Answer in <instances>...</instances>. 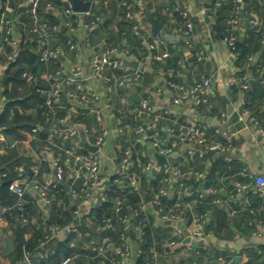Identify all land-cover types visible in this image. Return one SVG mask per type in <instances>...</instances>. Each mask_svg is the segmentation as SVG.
Returning <instances> with one entry per match:
<instances>
[{
    "label": "crops",
    "instance_id": "1",
    "mask_svg": "<svg viewBox=\"0 0 264 264\" xmlns=\"http://www.w3.org/2000/svg\"><path fill=\"white\" fill-rule=\"evenodd\" d=\"M50 1L54 8H42L40 16L51 30L57 27L56 43L60 28L68 30V36L74 37L75 43L81 45L77 51L67 49L64 59H60L62 67L67 68V73L81 67L83 73L89 76L92 54L104 53L114 46L128 48L132 54L136 51L128 61L139 63L138 69L143 72L141 81L131 87L119 89L115 110L107 108L105 103L99 105L108 118L111 134L102 149V179L97 189L98 194L106 193L114 185L121 162L129 154L132 160L130 173L136 176L139 184L128 194L136 192L140 201L144 198L148 203L143 213L145 227L139 228L140 231L145 230L146 235L143 238L139 236L137 220L133 222L131 229L135 254L140 246L144 250L141 258L133 257L132 264H264V237L257 238L254 235L259 229L257 220L264 218V200L256 192L255 181L243 175L244 170H248L255 176L264 177V136L260 132L264 130V0H243L239 5L241 21L236 28L233 25L238 6L235 0L230 14L223 10L217 13L228 0H224L220 6H216L220 0H142L133 9L134 20L130 22V27L123 28L118 23L123 20L124 16L121 14L117 22L109 24L106 20L103 27L94 33L86 32L80 22L78 29L67 27L63 11L70 3L67 0ZM26 2L27 0H9L2 7L9 8V16L14 21L15 34L21 46L31 42L34 47L29 48L30 52L38 53L40 45L35 40L31 41L21 26V23H27V17L30 18L26 12ZM111 4L118 8L120 6L119 0H100L93 11L102 5L103 15L109 13L112 16ZM162 4L188 12L195 26L194 32L184 38L179 36L175 31L176 25L170 23L173 19L178 20L177 14L164 11ZM148 12L162 24L164 31L175 36L174 41L169 40L163 48H149L152 44L150 37L155 34L152 25L145 22ZM13 13L15 16L12 19ZM85 19L88 21L89 18ZM254 19L262 23L261 31L251 25ZM215 28H223L226 33L221 34ZM227 35H235L241 42H250L251 53L241 57L242 54L232 51L225 42ZM166 49L170 52L169 57L163 61L153 59L166 52ZM8 52H11L10 48L4 53L0 52V58H4ZM133 71L135 69L128 67L124 73ZM243 76L249 78L250 89L247 91L241 86ZM203 78H211L214 84L209 104L194 108L187 102H175L177 93L170 87L171 82L191 87ZM86 86L98 92L104 90L103 84L96 79L87 81ZM135 95L141 101H134ZM145 104L150 111L144 108ZM32 114H36L35 110ZM223 114L227 115L225 129L236 134L232 149L226 155L218 152H206L203 158L189 155V146L178 138L182 128L189 123L198 122L212 133L221 124ZM73 118L79 120L81 117ZM140 125L152 126L167 140V145L173 148L174 153L166 157L165 162L158 160L160 155L151 148L144 136L136 134L135 130ZM169 128L175 130L174 136L168 134ZM120 129L124 132L119 133ZM28 141L30 139L25 143H12L9 146L0 140V152L7 154L6 148H16L19 156L26 160V165L32 168L39 164L41 153L40 147L30 146ZM226 158H230V162ZM148 164L153 165L151 173L145 171ZM170 167L182 168L186 174V191L182 195L177 191L178 180L164 182V171ZM53 174L52 167L44 165L40 179L45 182ZM242 184H249L251 189L237 196L235 189ZM192 190L195 191V200L188 198ZM212 191H216V194ZM64 193L65 196L60 198L56 207L63 212L69 209L72 202L66 188ZM201 193L206 197L205 202L204 197L199 198ZM157 195L165 197L164 205L168 210L179 214L180 221L173 224L162 222L158 208L152 202ZM119 199L115 201L114 218ZM216 199H220L222 204H214ZM36 200L40 211L41 199L36 196ZM122 201L124 205L125 202H130L125 198ZM199 203L206 209L204 215L199 214L196 208ZM252 211L256 214L253 215ZM52 213L53 210L50 216ZM199 216L206 219L204 226L199 225ZM87 224L92 231L77 235L72 247L79 248L80 251L75 254L79 255L84 264H103L101 259H96V251L88 242L91 238L100 242L106 240L113 250L117 245V230L102 228L103 224L95 221ZM176 226L183 227L185 235L176 236ZM12 232L9 224L3 244L5 252L7 239L11 240L15 251ZM186 232L191 234L189 242ZM196 232H202V237H195ZM29 237L28 235L27 238ZM64 239L66 238H60ZM172 240L177 242L175 247L170 245ZM13 253L6 252V264L15 263L9 258ZM36 259L39 263L38 257Z\"/></svg>",
    "mask_w": 264,
    "mask_h": 264
},
{
    "label": "built area",
    "instance_id": "2",
    "mask_svg": "<svg viewBox=\"0 0 264 264\" xmlns=\"http://www.w3.org/2000/svg\"><path fill=\"white\" fill-rule=\"evenodd\" d=\"M84 1L87 2L89 0ZM242 1L235 0L238 5L233 20L235 28L241 21L239 5ZM142 2V0H138V4ZM223 2L224 0H220L216 6L222 5ZM3 3L8 4L9 0H0V52L4 53L7 48H10L11 52L6 53L4 58H0V117L8 103L2 87V77L4 75L2 73L16 61L21 52V42L16 37L14 21L10 19L9 8L2 7ZM99 4L100 0H92L91 9L87 13H77L69 4L63 11L65 25L70 29H75L76 24L83 19V29L86 32H97L103 27L107 19L103 14L98 15L93 11L94 7ZM120 6L128 8L125 18L129 22H133L134 12L129 2L124 1ZM25 8L30 15L31 21L28 24L21 23V26L23 31L30 36L31 41L35 40L40 45L38 62L43 66L41 78L47 84V87L39 90L43 98V102L38 109L42 120L33 128L32 136L30 141H28V145L40 147L41 159L38 165L30 168V173L24 165H17L14 168V171L22 179L11 186V191L17 197L15 205L12 207H0V264H6V252L3 244L9 225L8 216L16 209L23 210L27 202L26 197L29 194L34 198L37 196L41 199L40 213H42L46 231L41 246L60 240L61 237L67 238L71 234L80 235V227L84 223L93 221V218L90 217V212L108 202V194L105 192L98 194L97 191L102 179V149L111 134L108 118L99 105L105 103L107 108L116 109L119 89L131 87L141 81L143 77V72L139 69L132 73H124V70L128 68L125 60L132 58L133 54L128 48L115 46L104 53L97 52L92 54L90 59L91 74L89 76L83 73L81 67L74 68L70 74L67 73V68L65 67L54 68L53 62L60 61L61 57L65 56L67 49L77 51L81 48V45L76 44L72 40L67 43L66 48L58 46L56 43L55 30H57V27L51 30L40 16L42 8H54L52 1L27 0ZM162 9L166 12L179 14L182 17V21L177 19L170 21L171 24L174 23L176 25L175 31L179 36L184 38L194 32L195 26L188 12L179 7L172 8L170 5H162ZM85 18H89V21L87 22ZM251 25L258 31L262 30V23L258 19L252 20ZM150 39L152 41L149 47L151 50L163 48L169 43V40L161 34L154 35ZM262 39L264 40V32H262ZM225 42L232 51H236L238 38L235 35L226 36ZM166 50V52L155 56L153 59L155 61H163L169 57L170 52L168 49ZM24 78L29 83L38 80L35 74L29 72L24 73ZM91 79L101 82L104 90L98 92L88 88L86 82ZM249 83L248 76H243L241 86L244 90L250 89ZM170 87L177 93L176 103L187 102L194 108H199L209 104L214 84L211 78H203L191 87L172 82ZM64 98L66 102L63 101ZM144 108L150 111L148 105L145 104ZM35 112L37 113L36 110ZM73 116H80L81 118L78 120L73 118ZM226 117V114L221 116V124L212 133H209L207 128L198 122H192L184 126L178 138L189 146L187 153L189 155H198L200 158H203L206 152H218L226 155L232 149L236 138L235 133L225 129ZM253 121H255L254 118ZM5 131L6 128L0 126V140L3 142L7 141ZM123 132V129L119 130V133ZM135 132L141 137L144 136L145 140L151 144V148L158 155L168 157L174 153L173 148L167 145V140L152 126L140 125ZM260 132L264 136V130H260ZM174 133V129H168L170 136H174ZM25 142L23 141L22 143ZM85 143L98 148V151H90L85 147ZM226 160L230 162V158H226ZM44 165H50L54 170V174L48 180L42 182L40 178ZM131 165V156L126 154L115 178L116 186L125 193L133 191L139 184L136 176L130 173ZM152 169L153 165L148 164L145 171L151 173ZM8 173L9 171L2 176L4 177ZM164 174L165 183H172L173 180H178L177 191L179 195L186 191V174L182 168L170 167L164 171ZM243 175L255 181L256 192L264 200V177L255 176L248 170H244ZM64 183L70 185V190L67 191V194L72 199L68 209L72 211V223L63 227L48 225L47 222L53 208L57 207L58 201L61 200L59 195L65 191ZM250 189L251 186L249 184H242L236 187L235 192L238 196L248 192ZM110 190L111 188H108L106 192ZM212 192L216 194V191ZM203 196L204 193L199 194V198L202 199ZM152 202L158 208L162 222L173 224L181 220L179 214L167 209L163 203L162 195H157ZM214 204L221 205L222 202L220 199H216ZM178 205L180 206V204ZM147 206L148 203L142 198L135 209L130 207V211L125 213L126 206L122 199H119L115 219L106 218L103 220L102 225V228H108L111 231H116L119 224L122 226V229L117 234V245L111 250L106 240L100 242L91 238L88 244L95 249L96 259H101L104 262L103 264H132L134 256L141 258L144 255V250L141 246L135 254L131 229L135 220H137L138 229H144L145 219L143 218V213L146 211ZM189 206L191 207L192 205L189 204ZM252 214L255 215L256 213L252 211ZM21 218L24 223L28 222V217L25 214H22ZM197 221L200 226H204L207 223L203 216H199ZM256 225L259 229L254 235L257 238H263L264 218L257 220ZM145 235L146 231H140L139 229V236L143 238ZM175 235H185L184 228L176 226ZM202 235V232L195 233V237L198 238L202 237ZM170 245L175 247L177 242L172 240ZM79 259V255L74 254L64 258L60 264H79ZM34 260H37L35 256L25 252L24 256L14 264H33Z\"/></svg>",
    "mask_w": 264,
    "mask_h": 264
},
{
    "label": "trees",
    "instance_id": "3",
    "mask_svg": "<svg viewBox=\"0 0 264 264\" xmlns=\"http://www.w3.org/2000/svg\"><path fill=\"white\" fill-rule=\"evenodd\" d=\"M124 1L129 2L132 10L139 5L138 0H119L120 4ZM224 4L223 7L219 8L217 13L223 10L230 14L233 8V0H228V2L225 5ZM102 8L103 6L100 5L96 8L97 12H95L97 14L102 13ZM111 9L113 13L112 16L109 13L106 14V16L104 15L109 24L117 22L118 17L122 14V16H124L123 20L118 23L121 24V27L123 28L130 27V22L125 18L128 10L127 7L119 6L118 8L117 6H113ZM177 16L178 20L182 21V17L178 14ZM25 21L30 23L31 18L27 17ZM78 24L79 23L76 24L75 29L79 28ZM67 31H63L59 28V31L57 32L58 46H64L66 48L67 43L72 39L74 40V37L68 36ZM215 31H218L221 34L222 32L223 34L226 33V30L223 28H215ZM136 38L138 37L136 36ZM250 38H252V35H250ZM249 43L250 42H241L240 40L237 42L236 51L242 54L241 57H245L251 53ZM30 47H34V44L31 42L25 46H21L22 51L18 58L4 72L2 77L4 96L8 100V103L0 117V126L6 128L5 134L7 142L5 143H8L9 146L12 143H22L23 141L30 139L33 128L42 120V116L38 109L40 104L43 102V98L39 90L43 87H47V84L41 78V75H39V71L42 70L43 66L38 62V53L30 52ZM133 54H136V51H133ZM62 66L63 63L61 61L53 62L54 68L60 69ZM25 72L35 74V76L38 77V80L36 82L29 83L24 78ZM34 110L37 111L35 115L32 114V111ZM1 147L2 145L0 144V149ZM6 150L7 154H1L0 152V207H12L16 203L17 197L16 194L11 191V186L13 183L21 181L22 178L14 171L15 166L24 165L26 166V169H28V172H31L30 168L25 165L26 160L19 156L16 148L9 147L6 148ZM8 171L9 173L3 177L2 175ZM110 188L111 190L106 192L108 194V202L90 212V217L93 218V221L100 225L103 224V220L106 218L115 219V201L117 199L120 198L124 200L125 198L130 201L129 207L132 209H135L140 203V198L135 194L136 192L133 195H129L119 189L115 183ZM189 193L191 196L188 198L195 200V191L192 190ZM61 195L65 196V193H61L59 195L60 198L62 197ZM203 197L205 202V195ZM164 199L165 197H163V200ZM26 201L27 202L25 203L23 210L16 209L11 212L10 216H8V222L13 230L11 239L15 245V251L12 256H9V258L16 262L24 256L25 252H29L36 258L38 257V264H60L64 258L74 255L76 252L80 251L79 248L76 249L72 247V242L77 237L76 233L69 235L64 240H55L46 246H41V242L44 240V236L46 234L42 213H39L40 211L37 200L31 196V194L26 197ZM196 208L199 211V214L204 215L206 210L205 207L201 206L199 203ZM129 211L130 209L125 207V213ZM22 214H25L28 217L27 223L23 222L21 218ZM72 220L73 216L71 210L63 212L59 208L55 207L53 208V213L49 217L47 224L63 227L71 224ZM88 227V224L84 223L79 229L80 233L85 234L87 231H92ZM121 229L122 226L120 224L117 225V234ZM28 235L30 236L29 238H27ZM53 252L54 254H52ZM78 263L84 264V261L79 259Z\"/></svg>",
    "mask_w": 264,
    "mask_h": 264
},
{
    "label": "water",
    "instance_id": "4",
    "mask_svg": "<svg viewBox=\"0 0 264 264\" xmlns=\"http://www.w3.org/2000/svg\"><path fill=\"white\" fill-rule=\"evenodd\" d=\"M67 1L71 4V6L73 7V10L75 12H77V13H87L91 9L92 0H89L87 2H85L83 0H67ZM14 16H15V14L13 13L11 15V18L13 19ZM242 17H244V14H242ZM145 22L150 23L152 25L153 33L155 35L161 34L166 39H168L170 41H174L175 36H173L171 34H168L166 31H164L162 24L158 20H156L155 18H153L151 16V12H148L147 13V17L145 19ZM80 23H81L80 25L83 26L84 25V20L81 19ZM63 59L64 58L61 57V60H63ZM125 64L128 67L133 68L135 70L138 69V67H139V63H137V62H131V61H128V60H125ZM39 73H40V71H39ZM133 100L134 101H141V98H139V96H136L135 95V96H133ZM63 101L66 102V99L64 98ZM85 147L88 148L92 152H97L98 151V148L93 147V146L89 145L88 143H85ZM152 152H154V151H152ZM158 160L161 161V162H165L166 161V157L159 156L158 157ZM63 185H64V187L66 188L67 191L70 190V185L68 183H64ZM129 204H130L129 202H125V206H129ZM132 236H134V234H132ZM186 236L188 237V242H189L190 241L191 234L189 232H186ZM6 243H7V247H6L7 254H12L14 252V246H13L11 240H8L7 239L6 240ZM33 264H38V261L37 260H34L33 261Z\"/></svg>",
    "mask_w": 264,
    "mask_h": 264
}]
</instances>
